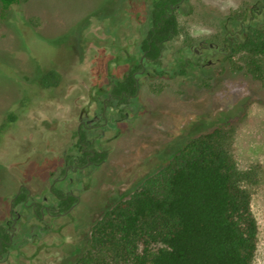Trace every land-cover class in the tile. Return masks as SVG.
<instances>
[{
    "label": "flooded vegetation",
    "instance_id": "flooded-vegetation-1",
    "mask_svg": "<svg viewBox=\"0 0 264 264\" xmlns=\"http://www.w3.org/2000/svg\"><path fill=\"white\" fill-rule=\"evenodd\" d=\"M124 1L136 11L133 18L93 24L109 35L99 44L104 51L89 49L98 70L88 73L84 98L70 111L60 141L33 164L18 161L2 172L8 180L0 184V264H37L54 250L61 264H73L83 252L79 242L86 250L91 238L79 218L90 217L92 230L100 219L94 206L107 166L131 172L128 157L149 160L156 139L197 137L207 122L199 117V88H216L235 73L245 44L264 40V0H227L234 2L227 6L226 0ZM233 7L237 13H214ZM199 9L207 19H199ZM51 69L57 70L44 73ZM42 75L43 87L62 83L45 86ZM169 91L194 108L185 112L161 102ZM229 108L212 122L228 121ZM127 140L133 148L117 154ZM72 235L75 241L66 240Z\"/></svg>",
    "mask_w": 264,
    "mask_h": 264
},
{
    "label": "rangeland",
    "instance_id": "rangeland-1",
    "mask_svg": "<svg viewBox=\"0 0 264 264\" xmlns=\"http://www.w3.org/2000/svg\"><path fill=\"white\" fill-rule=\"evenodd\" d=\"M120 1L23 0L12 9L8 23L0 24V184L7 176L3 170L11 169L13 163L23 160L33 164L36 158L47 153L50 144L60 141L58 138L70 111L78 100L84 98L88 73L98 70V65L94 66L92 59L88 60L89 49L104 51L99 44H103L109 35L106 29L105 32L98 31L93 24L104 26L117 19L134 17L136 11L129 10L124 0ZM233 3L224 1L225 6ZM234 7L214 13H237ZM201 11L199 9L197 14L199 19H207L206 11ZM246 55L242 50L236 54L235 73L227 76L216 88H199L197 96L199 117L204 116L208 122L221 116L220 112L219 116L216 115L221 108L230 107L228 121L215 126H225L233 131L232 149L238 167L253 172L248 184L252 192V210L258 223L253 264H264V83L248 72ZM50 68H56L63 76L58 87L41 85L42 73ZM184 97L176 91H169L168 97L162 96L159 100L167 102L170 108L188 112L194 104L186 102ZM187 118L188 115L181 117L179 122H186ZM169 125L172 129L173 123ZM192 138L168 136L156 139V153L149 160L145 155L139 158L133 153L128 157L131 172L110 163L103 179L104 192L96 196L98 206L94 207L99 213L95 219L129 198L156 174L169 169L174 161L189 157L191 150L187 146ZM130 144L128 140L124 141L117 154L130 152L133 148ZM5 179L7 181L8 177ZM92 224L90 217H81L77 223L83 225L89 234ZM66 240L75 241V236ZM79 245L83 254L86 245L81 242ZM37 264L61 263L54 250L47 260Z\"/></svg>",
    "mask_w": 264,
    "mask_h": 264
},
{
    "label": "trees",
    "instance_id": "trees-1",
    "mask_svg": "<svg viewBox=\"0 0 264 264\" xmlns=\"http://www.w3.org/2000/svg\"><path fill=\"white\" fill-rule=\"evenodd\" d=\"M22 1L0 0V24L8 23ZM241 50L248 72L264 83V40H250ZM62 78L51 69L41 81L56 86ZM215 124L207 121L203 128ZM233 135L220 125L199 132L188 143L189 157L105 212L73 264H253L258 236L248 186L253 172L239 169Z\"/></svg>",
    "mask_w": 264,
    "mask_h": 264
}]
</instances>
